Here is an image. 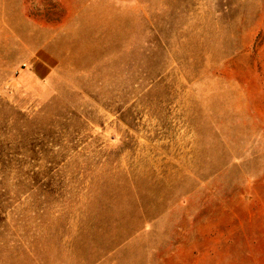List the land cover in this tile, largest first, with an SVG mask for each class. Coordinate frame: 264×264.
I'll list each match as a JSON object with an SVG mask.
<instances>
[{
  "label": "rangeland",
  "instance_id": "1",
  "mask_svg": "<svg viewBox=\"0 0 264 264\" xmlns=\"http://www.w3.org/2000/svg\"><path fill=\"white\" fill-rule=\"evenodd\" d=\"M0 264H264V0H0Z\"/></svg>",
  "mask_w": 264,
  "mask_h": 264
}]
</instances>
